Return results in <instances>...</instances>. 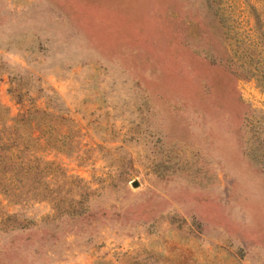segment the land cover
I'll use <instances>...</instances> for the list:
<instances>
[{
  "label": "rangeland",
  "instance_id": "obj_1",
  "mask_svg": "<svg viewBox=\"0 0 264 264\" xmlns=\"http://www.w3.org/2000/svg\"><path fill=\"white\" fill-rule=\"evenodd\" d=\"M29 110L0 264H264V0H0Z\"/></svg>",
  "mask_w": 264,
  "mask_h": 264
},
{
  "label": "trees",
  "instance_id": "obj_2",
  "mask_svg": "<svg viewBox=\"0 0 264 264\" xmlns=\"http://www.w3.org/2000/svg\"><path fill=\"white\" fill-rule=\"evenodd\" d=\"M34 113H40L38 110L26 111L23 114H20L17 118L12 119L13 124L9 125L6 122L0 123V166H16V169L10 172V175L17 176L19 172L23 174V178H26L29 174L31 164L33 162L34 156H30L29 159L18 161V155L22 152H25L27 147L18 141V134L16 129L18 126L32 127V119ZM8 131L10 133H8ZM30 138V137H29ZM33 138V136H32ZM39 138H35L38 140ZM24 145V146H23ZM16 172V173H15ZM12 173V174H11ZM17 174V175H16Z\"/></svg>",
  "mask_w": 264,
  "mask_h": 264
},
{
  "label": "water",
  "instance_id": "obj_3",
  "mask_svg": "<svg viewBox=\"0 0 264 264\" xmlns=\"http://www.w3.org/2000/svg\"><path fill=\"white\" fill-rule=\"evenodd\" d=\"M134 186H137V183H135Z\"/></svg>",
  "mask_w": 264,
  "mask_h": 264
}]
</instances>
